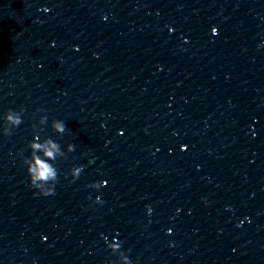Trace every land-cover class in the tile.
<instances>
[{"label":"clouds","instance_id":"obj_1","mask_svg":"<svg viewBox=\"0 0 264 264\" xmlns=\"http://www.w3.org/2000/svg\"><path fill=\"white\" fill-rule=\"evenodd\" d=\"M213 33L216 29L213 28ZM259 47V46H258ZM24 108L21 107L18 111L9 109L3 117L2 132L5 136H11L14 129L19 127L23 122L22 116L24 113ZM44 109H37V112H44ZM48 122L47 115H42L39 117V125H46ZM31 127H36V123H33ZM52 129L63 135L66 131V124L64 121L59 119H54L51 122ZM33 140L29 142L28 147L31 150L30 157L24 158V164L27 168V173L29 176L30 185L37 190V194L41 196H51L54 195L55 184L58 181V169L55 166V161L60 157H65L66 153L62 150L61 145L54 141L52 138H44L41 140V135L39 132L33 135ZM74 151V145H67V152ZM83 170V166H74L71 169L70 175L73 177V181L77 179ZM67 175V174H66ZM106 184V181L104 182ZM101 185L99 183H92L89 187L99 188ZM96 203H103L100 197H96ZM119 245L112 248L113 251L119 250ZM126 264H131V260L128 256L124 257Z\"/></svg>","mask_w":264,"mask_h":264}]
</instances>
